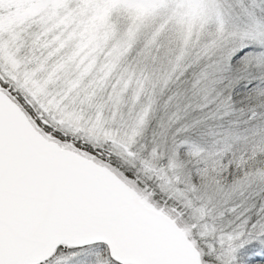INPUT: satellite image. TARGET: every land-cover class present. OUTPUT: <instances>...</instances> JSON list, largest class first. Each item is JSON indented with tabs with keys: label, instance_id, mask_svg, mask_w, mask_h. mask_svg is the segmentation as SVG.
<instances>
[{
	"label": "rangeland",
	"instance_id": "obj_1",
	"mask_svg": "<svg viewBox=\"0 0 264 264\" xmlns=\"http://www.w3.org/2000/svg\"><path fill=\"white\" fill-rule=\"evenodd\" d=\"M0 84L204 264H264V0H0Z\"/></svg>",
	"mask_w": 264,
	"mask_h": 264
},
{
	"label": "water",
	"instance_id": "obj_2",
	"mask_svg": "<svg viewBox=\"0 0 264 264\" xmlns=\"http://www.w3.org/2000/svg\"><path fill=\"white\" fill-rule=\"evenodd\" d=\"M105 245L118 264H203L170 218L105 167L44 137L0 90V264Z\"/></svg>",
	"mask_w": 264,
	"mask_h": 264
},
{
	"label": "trees",
	"instance_id": "obj_3",
	"mask_svg": "<svg viewBox=\"0 0 264 264\" xmlns=\"http://www.w3.org/2000/svg\"><path fill=\"white\" fill-rule=\"evenodd\" d=\"M259 162H260V163H261V162H264V158H261V159L259 160ZM263 167H264V164H263ZM64 249H65V248H64ZM255 262H256V261H254L253 264H256Z\"/></svg>",
	"mask_w": 264,
	"mask_h": 264
},
{
	"label": "flooded vegetation",
	"instance_id": "obj_4",
	"mask_svg": "<svg viewBox=\"0 0 264 264\" xmlns=\"http://www.w3.org/2000/svg\"><path fill=\"white\" fill-rule=\"evenodd\" d=\"M42 131H43V130H42ZM43 132H44V131H43ZM45 134L49 135V134H48V133H46V132H45ZM49 137H50V138H52V136H51V135H50Z\"/></svg>",
	"mask_w": 264,
	"mask_h": 264
}]
</instances>
